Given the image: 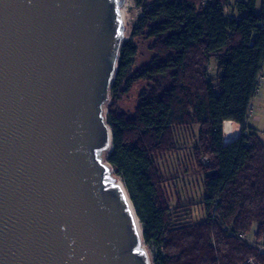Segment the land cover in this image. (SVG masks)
Masks as SVG:
<instances>
[{
    "label": "trees",
    "instance_id": "obj_1",
    "mask_svg": "<svg viewBox=\"0 0 264 264\" xmlns=\"http://www.w3.org/2000/svg\"><path fill=\"white\" fill-rule=\"evenodd\" d=\"M138 3L111 86L107 158L155 264H264V142L246 126L264 66V9L239 0L238 18L229 0ZM143 39L154 56L135 68ZM225 120L240 127L228 142Z\"/></svg>",
    "mask_w": 264,
    "mask_h": 264
},
{
    "label": "water",
    "instance_id": "obj_2",
    "mask_svg": "<svg viewBox=\"0 0 264 264\" xmlns=\"http://www.w3.org/2000/svg\"><path fill=\"white\" fill-rule=\"evenodd\" d=\"M126 0H0V264H151L108 161Z\"/></svg>",
    "mask_w": 264,
    "mask_h": 264
},
{
    "label": "rangeland",
    "instance_id": "obj_3",
    "mask_svg": "<svg viewBox=\"0 0 264 264\" xmlns=\"http://www.w3.org/2000/svg\"><path fill=\"white\" fill-rule=\"evenodd\" d=\"M142 1L151 2L154 0H142ZM142 10H143V7L138 3V0H126V5L123 6V16H124L125 24H126L125 26L126 33H125V39L123 42L127 41L131 37L132 27L138 22L139 20L138 18L141 16ZM151 42H152L151 40H145V39L140 41L139 51H138L139 55L135 63L136 64L135 68L148 64V62L151 61L152 57L154 56V52L150 49ZM143 87H145V82H141L137 84L134 90L131 92L130 96L127 97L122 102V106L125 109L131 110V108L137 103V100H138L137 96ZM107 106L108 104H106L105 110H107ZM254 112H256L255 109H253V115L255 116ZM259 116L260 117L262 116V120L256 123V125L258 126L257 132L264 141V107H262V111L260 112ZM144 244H145L147 254L150 256L151 264H155V258L157 256L156 247L150 244H147L145 242Z\"/></svg>",
    "mask_w": 264,
    "mask_h": 264
},
{
    "label": "crops",
    "instance_id": "obj_4",
    "mask_svg": "<svg viewBox=\"0 0 264 264\" xmlns=\"http://www.w3.org/2000/svg\"><path fill=\"white\" fill-rule=\"evenodd\" d=\"M239 0H229V2L231 4H228L227 6V12H230L232 15H234L235 17H240L242 15H244V13L240 12L237 10V5L235 2H237ZM244 1H249V0H244ZM256 2V12L261 13L264 9V0H254ZM234 3V4H233ZM263 71L260 74L259 77V86L257 88V93L255 94L253 100L251 101V108H250V112H249V117L247 119L246 122V126L253 132L257 133V128L258 126L256 125V123H258L259 121L262 120V116L260 117L259 114L262 111V107H264V66H263ZM253 109L256 110V112H254L255 116L253 115ZM255 117V118H253ZM253 118V119H252ZM229 123V131H226V123ZM223 128H224V135H225V141H230L231 139H233L234 135L240 130V127L238 124H236L235 122L231 121V120H225L223 123ZM196 132H198L197 128H194ZM226 131V132H225ZM228 134V135H227ZM259 136V134H258ZM260 137V136H259ZM262 139V138H261ZM263 141V139H262ZM264 142V141H263Z\"/></svg>",
    "mask_w": 264,
    "mask_h": 264
},
{
    "label": "bare ground",
    "instance_id": "obj_5",
    "mask_svg": "<svg viewBox=\"0 0 264 264\" xmlns=\"http://www.w3.org/2000/svg\"><path fill=\"white\" fill-rule=\"evenodd\" d=\"M125 5H126V4H125ZM225 123H226V122H225ZM225 127H226V131H227V132H230V131H229V129H230V127H229V123H226ZM226 131H225V132H226ZM227 135H228V134H227Z\"/></svg>",
    "mask_w": 264,
    "mask_h": 264
},
{
    "label": "built area",
    "instance_id": "obj_6",
    "mask_svg": "<svg viewBox=\"0 0 264 264\" xmlns=\"http://www.w3.org/2000/svg\"><path fill=\"white\" fill-rule=\"evenodd\" d=\"M206 2V0H204V3ZM204 160H208V158L207 157H204ZM248 262H254L252 259H250Z\"/></svg>",
    "mask_w": 264,
    "mask_h": 264
}]
</instances>
